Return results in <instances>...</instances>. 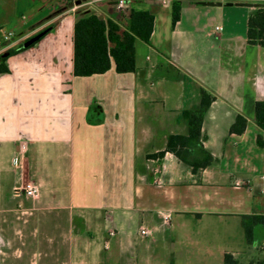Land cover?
<instances>
[{"label": "crops", "instance_id": "0c3cea01", "mask_svg": "<svg viewBox=\"0 0 264 264\" xmlns=\"http://www.w3.org/2000/svg\"><path fill=\"white\" fill-rule=\"evenodd\" d=\"M70 3L0 0V29L17 35L3 52L47 30L0 73V264H264V225L252 244L242 226L264 214V47L247 40L264 0ZM81 10L122 27L132 10L154 16L150 42L135 40V71L74 74ZM202 88L216 96L201 139L215 160L194 173L171 151L151 155L188 133L182 112ZM238 115L242 133L230 130ZM28 181L35 199L15 195Z\"/></svg>", "mask_w": 264, "mask_h": 264}, {"label": "trees", "instance_id": "16d2710c", "mask_svg": "<svg viewBox=\"0 0 264 264\" xmlns=\"http://www.w3.org/2000/svg\"><path fill=\"white\" fill-rule=\"evenodd\" d=\"M180 14V1H175L172 13L174 25L180 19ZM153 26L154 16L148 11L132 10L128 25L122 27L112 19H104L95 13L81 10L74 32V74L76 76L102 74L110 70L112 66L120 74L135 71V40L140 38L149 43ZM247 40L251 44L264 47V3L256 5L248 17ZM24 49L26 48L20 43L17 47L7 50L8 56ZM3 54L4 52L0 53V73L8 71L5 65L8 56ZM215 99V95L202 88L199 106L182 112V117L189 126L188 133L171 135L166 149L151 156H163L166 151H171L188 164L194 173L211 165L215 158L204 148L201 139L204 110ZM255 119L264 130V100L255 104ZM246 125L247 119L238 115L230 130L242 133ZM257 141L264 147L262 135L258 136ZM260 224L264 225V214L242 216V226L248 244L254 242V229ZM224 264L242 263L232 254H226Z\"/></svg>", "mask_w": 264, "mask_h": 264}, {"label": "built area", "instance_id": "2783aa9c", "mask_svg": "<svg viewBox=\"0 0 264 264\" xmlns=\"http://www.w3.org/2000/svg\"><path fill=\"white\" fill-rule=\"evenodd\" d=\"M72 3L75 0H70ZM87 3H91L94 0H84ZM117 1V7L123 8L127 4V0H116ZM217 29H221V27H217ZM17 39V35L12 30H5L0 29V53H2L4 50H6L14 41ZM20 159H23V156H20ZM261 181L264 183V174L260 175ZM39 186L32 182L28 181L26 183H23L17 187H15L14 192L16 196H23L27 198L35 199L39 195ZM261 193L264 194V184L261 188ZM169 216H166V219H168ZM140 233L143 236H148L150 234L149 230L146 227H142L140 230ZM111 234H114L112 231Z\"/></svg>", "mask_w": 264, "mask_h": 264}, {"label": "water", "instance_id": "95a60500", "mask_svg": "<svg viewBox=\"0 0 264 264\" xmlns=\"http://www.w3.org/2000/svg\"><path fill=\"white\" fill-rule=\"evenodd\" d=\"M201 4H209V5H214V2H201ZM220 4V3H219ZM229 5H232V3H228ZM245 5H251V4H245ZM73 4L70 3L69 7H72ZM68 7H65V9H67ZM47 32V30H43L42 32L36 34L35 36L29 38L28 40H26L23 43V47L27 48L29 46H31L34 42H36L37 40H39L45 33ZM8 52H4L3 56H8Z\"/></svg>", "mask_w": 264, "mask_h": 264}, {"label": "rangeland", "instance_id": "374dc122", "mask_svg": "<svg viewBox=\"0 0 264 264\" xmlns=\"http://www.w3.org/2000/svg\"><path fill=\"white\" fill-rule=\"evenodd\" d=\"M46 13H47V12H44V11H43L42 14H41L40 16L46 15ZM5 30H7V29H5Z\"/></svg>", "mask_w": 264, "mask_h": 264}]
</instances>
